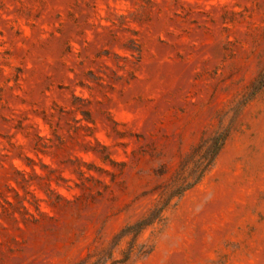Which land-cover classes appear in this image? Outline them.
Instances as JSON below:
<instances>
[{
  "label": "rangeland",
  "instance_id": "1",
  "mask_svg": "<svg viewBox=\"0 0 264 264\" xmlns=\"http://www.w3.org/2000/svg\"><path fill=\"white\" fill-rule=\"evenodd\" d=\"M0 264H264V0H0Z\"/></svg>",
  "mask_w": 264,
  "mask_h": 264
}]
</instances>
